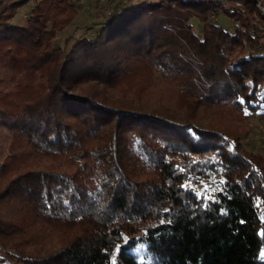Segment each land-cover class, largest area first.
Listing matches in <instances>:
<instances>
[{
	"label": "trees",
	"instance_id": "obj_1",
	"mask_svg": "<svg viewBox=\"0 0 264 264\" xmlns=\"http://www.w3.org/2000/svg\"><path fill=\"white\" fill-rule=\"evenodd\" d=\"M27 1L0 7V264H264V153L242 141L245 109L264 119L259 0H141L68 51L74 1L13 22Z\"/></svg>",
	"mask_w": 264,
	"mask_h": 264
},
{
	"label": "rangeland",
	"instance_id": "obj_2",
	"mask_svg": "<svg viewBox=\"0 0 264 264\" xmlns=\"http://www.w3.org/2000/svg\"><path fill=\"white\" fill-rule=\"evenodd\" d=\"M13 0H0V7ZM36 0H28L24 5L20 6L12 18L13 22L24 23L25 18L29 15L32 5ZM78 9V15L63 29L57 31L53 43L54 45L62 47L68 51L70 47L81 37H92L94 31L98 29L104 18L110 13L118 12L129 4L139 2L141 0H73ZM257 6L261 13L264 14V0H259ZM110 11V12H109ZM211 20L220 24L228 31H233L236 21L225 16L221 11L214 12L210 15ZM195 33H201L202 22L194 15H191L187 20ZM264 41V30L263 38ZM5 76L0 72V77ZM154 80L157 84L156 92L151 93L155 96L159 93L164 100L169 99L170 91L167 85V79L161 74L159 70H154ZM11 86V85H8ZM3 83L0 81V88ZM248 118L246 120L247 132L243 135L242 141L245 148L255 152L264 153V119L259 111H252L247 109ZM11 133L7 126L0 123V162L3 161L8 152L12 150ZM47 162V161H46ZM8 175H13L20 169L22 164L17 161L8 163ZM1 178V176H0ZM199 191L206 193L212 190L211 184L207 179L201 180L194 185ZM140 260L143 259V254H138ZM10 264H20L18 262H11Z\"/></svg>",
	"mask_w": 264,
	"mask_h": 264
},
{
	"label": "snow or ice",
	"instance_id": "obj_3",
	"mask_svg": "<svg viewBox=\"0 0 264 264\" xmlns=\"http://www.w3.org/2000/svg\"><path fill=\"white\" fill-rule=\"evenodd\" d=\"M245 114H246V115L248 114L247 109H245ZM161 223H163V221H161Z\"/></svg>",
	"mask_w": 264,
	"mask_h": 264
},
{
	"label": "built area",
	"instance_id": "obj_4",
	"mask_svg": "<svg viewBox=\"0 0 264 264\" xmlns=\"http://www.w3.org/2000/svg\"><path fill=\"white\" fill-rule=\"evenodd\" d=\"M110 12V11H109Z\"/></svg>",
	"mask_w": 264,
	"mask_h": 264
},
{
	"label": "crops",
	"instance_id": "obj_5",
	"mask_svg": "<svg viewBox=\"0 0 264 264\" xmlns=\"http://www.w3.org/2000/svg\"><path fill=\"white\" fill-rule=\"evenodd\" d=\"M37 1V0H36Z\"/></svg>",
	"mask_w": 264,
	"mask_h": 264
}]
</instances>
